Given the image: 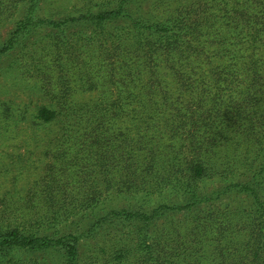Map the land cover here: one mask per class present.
Listing matches in <instances>:
<instances>
[{"label": "trees", "instance_id": "obj_1", "mask_svg": "<svg viewBox=\"0 0 264 264\" xmlns=\"http://www.w3.org/2000/svg\"><path fill=\"white\" fill-rule=\"evenodd\" d=\"M38 1L0 0V22L15 17L0 56L23 47L40 26L55 30L34 53L37 74L55 90L53 78L59 84L72 71L76 88L98 92L104 104L94 128L77 136L63 133L52 152L47 203L61 204L71 216L63 202L68 195L80 202L76 212L92 214L97 196L111 187L114 169L121 174L116 192L126 186L127 194H155L159 203L148 212L122 208L93 215L76 236L0 230V245L53 249L64 264H78L79 241L118 222L135 228V264H264V0H176L167 21L149 25L125 13L130 0L86 7L58 22L36 17ZM119 18L127 19L129 30L114 27ZM66 24L90 33L63 36ZM118 116L123 126L115 130ZM59 117L47 108L36 116L44 123ZM81 154L104 189L80 201L70 193L58 198L65 184L52 190L56 173L67 168L57 166L70 168ZM210 180L229 183L207 191L202 184ZM225 196L242 203L221 204ZM169 213L184 216L171 218V240L165 231L151 239L149 225ZM131 250L119 249L115 258L126 261Z\"/></svg>", "mask_w": 264, "mask_h": 264}, {"label": "rangeland", "instance_id": "obj_2", "mask_svg": "<svg viewBox=\"0 0 264 264\" xmlns=\"http://www.w3.org/2000/svg\"><path fill=\"white\" fill-rule=\"evenodd\" d=\"M174 1L176 2V0H130L124 5L125 13L146 25L165 22L171 17V6ZM101 3L107 4L106 6H110L111 3L114 6L115 0H39L35 15L42 22L45 20L64 21L83 13L86 7L93 6L96 9ZM14 18L8 17L7 20L0 22V43L13 29ZM114 27L118 30L123 29V31L130 28L125 18H119L114 23ZM66 28L63 30V36L69 38L75 37L73 35L80 32L84 35L90 33L87 28L81 30L76 26L69 27L67 24ZM55 33L57 31L40 26L34 29L32 36L22 45L23 47L0 56L1 231L18 229L27 235L57 237L63 234H73L76 236L78 231L89 227V221L94 218L93 215L101 216L105 211H118L122 208L129 210L137 208L148 212L159 203L158 195L144 196L143 193L130 195L124 192L127 189L126 186L123 187V193L116 192L121 174L114 169L110 174L111 187L97 196V206L92 214L88 212L83 215L81 212H76L75 208L80 202H71L68 193L76 195L75 201H80L88 197L92 191L98 193L104 189V185L101 184L102 178L98 181L97 174L93 175L90 160L84 154L73 161L70 168L64 165L56 168V170L67 168L62 174L56 173L58 182L52 190L57 185L65 184L55 196L62 199L64 195H67L63 202L66 203L65 206L71 216L63 214L65 207L58 208L61 204L57 206L54 203L55 208H53L47 203L46 185L49 179H47L46 164L53 161L52 152L60 148L63 133L67 132L71 136L75 135L74 131H76V136L77 131L88 133L95 127L96 117H101L98 112L104 109L98 92H82L76 88V76H73L72 71L66 75L62 74L59 84H54L58 77L53 78L52 83L55 90H49L47 80H43V77L37 74V66L40 63L35 61L34 53L40 51L39 49L48 42L49 36ZM33 56L34 58L31 59ZM164 79L171 89V78L165 77ZM41 108L59 111L60 117L53 122L44 123L36 118ZM66 115L70 117L67 118ZM118 119L120 120L119 116ZM120 121L121 123H114L113 129L117 130L123 126V119ZM125 121L123 123H127L126 119ZM67 125L70 127L68 131H65ZM65 146L66 148L71 147L70 142ZM221 182L210 180L202 184V188L205 187L208 191L226 185L229 180ZM168 200L167 198L164 203ZM239 200L241 198L225 196L222 197L221 204L238 206L242 203ZM31 206L35 208H30ZM201 210V208L198 209V211ZM171 218L174 221H181L184 216L171 217L169 213L167 217L150 224L147 228L149 237L152 239L160 231H165L169 234L168 239L171 240ZM140 224L141 222L137 223L139 227ZM114 225L105 224L98 228L93 237H86L79 241L78 264L136 263L138 253L134 248L137 241L135 240L137 236L135 228L127 223L116 222ZM126 248L132 249V255L129 256L131 258L128 257L126 261L116 259L115 255L118 250ZM1 250L0 264H64L60 252L53 249L32 252L0 245ZM170 251L171 249H168L167 252Z\"/></svg>", "mask_w": 264, "mask_h": 264}]
</instances>
